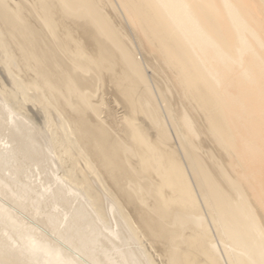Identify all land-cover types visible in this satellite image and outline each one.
Here are the masks:
<instances>
[{"label": "bare ground", "instance_id": "1", "mask_svg": "<svg viewBox=\"0 0 264 264\" xmlns=\"http://www.w3.org/2000/svg\"><path fill=\"white\" fill-rule=\"evenodd\" d=\"M0 264H264V0H0Z\"/></svg>", "mask_w": 264, "mask_h": 264}, {"label": "rangeland", "instance_id": "2", "mask_svg": "<svg viewBox=\"0 0 264 264\" xmlns=\"http://www.w3.org/2000/svg\"><path fill=\"white\" fill-rule=\"evenodd\" d=\"M138 56L141 57V54H139ZM114 104H115V102H114V103H111V105L114 106L115 109H116V108L119 109V106H118L117 104H115V105H114ZM116 105H117V106H116ZM115 106H116V107H115ZM106 108H107V107H106ZM119 110H120V109H119ZM64 180H65L67 183L70 182V181L68 180L67 177H64ZM29 181L32 183V184H31L32 186H37L39 189H42V184H39V180H38V178H37V173H34V174L30 175V177H29ZM64 185L68 187V184H64ZM76 186H77L76 184H72L73 189H75ZM75 190H77V189H75ZM104 212H105L106 217H110V212H109V210H108V205H107V204L104 206ZM101 226H102V227H105L103 224H102Z\"/></svg>", "mask_w": 264, "mask_h": 264}]
</instances>
